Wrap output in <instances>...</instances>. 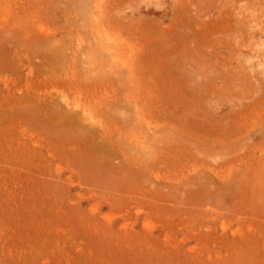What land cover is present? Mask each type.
Returning a JSON list of instances; mask_svg holds the SVG:
<instances>
[{
    "label": "rangeland",
    "instance_id": "374dc122",
    "mask_svg": "<svg viewBox=\"0 0 264 264\" xmlns=\"http://www.w3.org/2000/svg\"><path fill=\"white\" fill-rule=\"evenodd\" d=\"M0 3L1 17L9 9L5 15L14 14L11 31L8 27L2 35L10 38L7 48L17 47L15 57L19 53L20 58L6 73L26 88L17 90L19 94L26 90L21 96L12 97L18 106L11 99L8 104L15 107H9V99H2L9 111L3 112L7 116L0 125V167L12 163L3 169L6 175L0 168V252L4 251L0 264H10L9 260L12 264H264V0ZM100 42L105 49L96 57L87 48ZM63 44L70 46L65 48L69 59L58 56L52 60L55 71L49 69V54L55 47L64 48ZM62 59L64 63H59ZM132 60L134 65L128 67ZM65 62L85 84L96 79L115 82V102L107 106L105 101L103 110L114 121L110 135L90 124L89 128H96L94 136L77 135L75 141L64 138L66 131L78 134L74 130L41 121L47 118L40 114L42 104L68 107L67 99L74 102L77 97L80 87L70 89ZM28 75L39 90L50 86L45 92L50 90L51 97L33 84L35 94H40L35 97L34 87H26ZM31 108L44 124L36 114L32 115L36 120L30 117ZM23 109L25 115L20 114ZM28 116L35 122L29 123ZM24 122L28 128H23ZM2 126L13 132L11 136ZM17 137L25 143L19 144ZM31 165L38 171L30 172ZM40 170L47 174L41 175ZM37 176L44 181H36ZM18 191L25 200H19L22 206L16 203ZM11 192L13 197L8 196ZM33 223L36 235L30 229ZM1 227H6L5 233ZM16 243L22 247L16 248Z\"/></svg>",
    "mask_w": 264,
    "mask_h": 264
},
{
    "label": "bare ground",
    "instance_id": "6f19581e",
    "mask_svg": "<svg viewBox=\"0 0 264 264\" xmlns=\"http://www.w3.org/2000/svg\"><path fill=\"white\" fill-rule=\"evenodd\" d=\"M6 2H7V0H6ZM9 2H10V1H9ZM1 3H2V2H1ZM1 3H0V6H2ZM13 3H15V2H13ZM13 3H12V4H13ZM17 3H18V2H17ZM4 4H6V3H4ZM4 6H6V5H4ZM6 8H10L9 5H8V7H6ZM6 8H4V10H5ZM14 8H16V7H14ZM14 8H13V9H14ZM11 9H12V8H11ZM13 9H12V10H13ZM6 10H7V9H6ZM9 10H10V9H9ZM9 10H8V12H6V11H5V12H6V13H9ZM12 10H11V11H12ZM1 11H2V10H1ZM11 11H10V12H11ZM5 12H4V14H3V12H2V15H4L3 17L0 16V35L2 36V37L0 38V100H1V101H0V112H1V113H3V112L6 110V109L4 108V107L6 106V103L3 102L2 99H4V100L9 99L8 102H7V104L9 103V101L12 103L11 99H13V105H15L14 102H15L16 100L14 101L15 98H12V97H19V96H21V95L23 94L24 91H26V90H20V91H22V93L19 94V93L17 92L18 89H21V88H22V89H26V88H23V87H22V86H24V85H23V82H22V86H21V84L17 83V81H16V79H15L16 77L13 76L12 73H6V72L8 71V70H6V69H10V67L13 68V67H14L13 65L16 66V65L19 63L20 58L17 59V55H19V53H16L17 55H16V57H15V52H16V50H17V49H16L17 47L14 46L15 48H13L12 43H11V45H12L11 48H12V50L14 49V51H11L10 49H8L10 46L7 48V44L9 43L10 38H9V40H7V38L5 39V38L3 37V35H2V33H4V31H6V30L8 29V27H9V31H11V29H12V28H11V27H12L11 24L14 23V21H12V16H11V15H14V14L10 13L8 16H6V15H5V14H6ZM13 12H14V11H13ZM0 15H1V13H0ZM10 23H11V24H10ZM18 25L20 26L21 24L18 23ZM19 26H18V27H19ZM10 28H11V29H10ZM16 28H17V27H16ZM16 28H15V29H16ZM14 31H15V30H14ZM45 31H46V30H45ZM16 32H17V31H16ZM94 38H95V37H94ZM94 40H96V39H94ZM97 40H98V39H97ZM10 41H11V40H10ZM13 42H15V41L13 40ZM95 42H96V41H95ZM93 43H94V42H93ZM96 43H97V42H96ZM96 43H95L94 45H96V46H98V47L87 48V50H88V51H89V50L93 51V54H95L96 57H97V55L100 54V50L105 49V47L102 45L103 43H101V42L98 43V44H96ZM9 44H10V43H9ZM100 44H101V45H100ZM16 45H17V44H16ZM63 45H65V44H63ZM91 45H93V44H91ZM59 46H60V45H59ZM117 46H118V45H117ZM67 47H70V46L65 45L64 48L62 47V49H63V50H62V49H61V46H60V49H61L62 51H61V50H59V51L56 50V47H55V50L52 49L51 52H53V53H52V54H49V55H50V58H49V56H48L50 62H49V63L46 62L47 65H48V64L50 65V68H49V69L52 68V70H53L55 67H57V65H56V66L53 65V64H54V61H52V60H55L56 57H57V59H58V56H61V58H62V57L64 56V54H65V57L68 56V55H67L68 52L65 51L66 49H68ZM19 48H20V47H19ZM65 48H66V49H65ZM15 49H16V50H15ZM17 51H19V50H17ZM66 52H67V53H66ZM130 52L133 53L132 50H130ZM112 54H114V58H115V57H116V56H115V51L112 52ZM9 56H14V57H13V59H12V58L9 57ZM20 56H21V55H20ZM8 57H9V58H8ZM63 58H64V57H63ZM67 58H68V57H67ZM10 59H11V60H10ZM68 59H69V58H68ZM70 59H71V58H70ZM62 60H63V61H58V62H59V63H60V62L64 63V59H62ZM22 61H23V60H22ZM22 61H21L20 64H21V65L25 64V62H24V61L22 62ZM22 63H23V64H22ZM59 63H58V64H59ZM65 63H66V65H65L64 68H66L67 66H69L68 71L66 70L67 72L65 73V75H66L65 77H66V81H67L68 84L71 86L70 89L72 88V85H75V86L77 85V86L80 87V88L78 89V92H77V93L75 92L77 95H74V96H77V97H76V99L74 100V102H73V100H70V101H69L70 98L67 97V98H68V99H67L68 102L66 101V102H67L66 104H67L68 107H70V106H72L73 108L76 107L77 110H76V111H71V109H72L71 107H70L71 109H69V108L66 107V106L63 107V105H62V106H61V105H60V106H59V105H58V106H55V105L53 106L52 103H51V104H48V102H46L47 104H42V105H41V106H43L44 108H42V107L40 106V107L43 109V110L41 109L42 111H41L40 114H41V115H42V114H44V115L47 114V115L44 116V118L47 117V118H45V119H46V120H45L46 122L43 120V118H42V120H41V118H40L39 116H37V113H36L34 110H32V108L30 109V110H31V116L29 115L30 113H29L28 115H29L30 117H32L33 114H34V116H35V114H36L37 117H36V116H35V117L37 118V120H38V118H40L39 120H41V121L44 122V123H47V125L50 124V122L53 121V122H55V123H58L59 125H62V126H64V127H66V128L68 127V128H70V129L74 130V131L77 132L78 134H76V133L71 134V133H69V132L66 131V132H64V138L67 137V138H70L71 140H72L73 138H76V139H74L75 141L77 140L78 136H80V137L83 138V139H86V138L89 137V136H94L95 132H93V131H94V129H96V128H98L99 131H103V132H106V133H108V132H113V129H114L113 124H114V121L111 123L110 120H109V116L106 115V113H108V110L106 109L107 112H106V111H103V110H104V106H105V104H106L107 101H108V102L110 101L109 103L107 102V106H108V104H111V103L115 100V98H114V97H115V92H113V88H112V86L115 84V82H114L113 80H108L107 82L103 83V81L100 82V81H98V80L96 79V80H94V81L91 82V83H87V84H85L84 81H83V82H84V83H83L82 80H78V77H77L76 74L73 72L74 67H73L72 65H70V63H67V62H65ZM56 64H57V63H56ZM59 65H60V64H59ZM111 65H112V63H111ZM132 65H134V61H133V60H132V61H129V65H128V67H129V66H132ZM12 66H13V67H12ZM53 66H54V68H53ZM63 66H64V64H63ZM63 66L60 65V67H63ZM58 67H59V66H58ZM30 69H31V66H30ZM58 70H59V69H58ZM58 70H57V71H58ZM54 71H55V69H54ZM55 73H56V72H55ZM55 75H56V74H55ZM105 75H106V74H105ZM105 75H104V76H105ZM29 76H30V75H28V78H27V81H28L27 86H26V85H25V86L28 87V88L31 90V88H33L34 85H35V86L38 88L37 91H40V90L42 91L44 88L41 87L42 89L39 90V87H40V86H38L37 83H33V80L31 79L32 77L29 78ZM63 76H64V75H63ZM46 77H47V76H46ZM57 77H58V76H57ZM101 77H102V76H101ZM104 78H106V77H104ZM98 79H99V78H98ZM100 79H101V78H100ZM45 80H46V83L49 84V82L47 81V80H49V77H48V79H45ZM102 80H103V78H102ZM51 81H52V79H51ZM53 81H54V80H53ZM34 82H35V81H34ZM46 83H44V84H46ZM52 83H53V82H52ZM33 84H34V85H33ZM54 84H55V83H54ZM66 85H67V83H66ZM49 87H50V86H49ZM49 87H48V88H47V86L45 87V89L43 90V91H44V94L46 93L45 91H47L48 89L51 90V88H49ZM68 87H69V86H67V88H68ZM46 88H47V89H46ZM53 88H54V87H53V85H52V89H53ZM82 88H85L86 90L83 91ZM34 89H35V87H34ZM74 89H75V87H74ZM30 90H29V91H30ZM50 90H49V91H50ZM56 90H57V89H56ZM56 90L53 89L54 94H56V92H55ZM68 90H69V88H68ZM71 90H72V89H71ZM32 91H33V89H32ZM35 91H36V89L33 91V93H32V92H29V94L32 93V94H34V96H35L36 94L38 95L39 93H36V94H35ZM41 91H40V92H41ZM49 91L46 93L47 96H48L49 93H50ZM53 91H52V92H53ZM74 91H75V90H74ZM66 92H68V91H66ZM69 92H70V90H69ZM25 93H26V92H25ZM58 93H59V91H58ZM58 93H57V95H60V94H58ZM75 93H74V94H75ZM44 94H43V92H42V95H44ZM51 94H53V93H51ZM54 94H53V95H54ZM26 95H27V94H26ZM37 95H36V96H37ZM39 95H40V94H39ZM42 95H41V96H42ZM67 95H69V94H67ZM67 95H66V93H65V96H67ZM36 96H35V97H36ZM65 96H63V97H65ZM109 96L112 97V98H110ZM26 97H27V96H26ZM28 97H30V96H28ZM31 97H33V96H31ZM31 97H30V98H31ZM49 97H51V95H49ZM55 97H56V95L52 96V99L55 98ZM37 98H38V97H37ZM56 98H57V97H56ZM56 98H55V99H56ZM72 98H73V97H72ZM16 99H17V98H16ZM31 99H32V98H31ZM33 99H35V98L33 97ZM42 99H44V98H42ZM42 99H40V100H42ZM55 99H54V100H55ZM64 99H66V97H65ZM64 99H63V101L65 102ZM110 99H112V100H110ZM113 99H114V100H113ZM19 100H20V99H19ZM35 100H36V99H35ZM38 100H39V99H38ZM45 100H48V99L45 98ZM54 100H53V101H54ZM56 100H57V99H56ZM36 101H37V100H36ZM58 101H59V100H58ZM63 101H62V103H63ZM105 101H106V102H105ZM21 102H23V100H21ZM21 102H19V103H21ZM41 102H42V101H41ZM43 102H44V100H43ZM55 102H56V101H55ZM104 102H105V103H104ZM114 102H115V101H114ZM16 103H18V101H17ZM33 104H34V103H33ZM39 104H40V103H39ZM63 104H64V103H63ZM8 105H9V107H12V106H13V105L10 106L11 104H8ZM36 105L38 106V108L36 107V109L38 110V109H39V105H38V104H36ZM15 106H18V105L16 104ZM15 106H13V107H15ZM112 106H113V105H112ZM16 108H17V107H16ZM34 108H35V107H34ZM105 108H106V107H105ZM14 109H15V108H14ZM15 110H16V109H15ZM39 110H40V109H39ZM39 110H38V111H39ZM6 111H7V110H6ZM8 111H9V110H8ZM8 111H7V112H8ZM24 111H25V109H23V110H22V113H21V110H20V114H21V115H22V114L25 115V114H24ZM28 111H29V110H28ZM32 111H33L34 113H33ZM10 112H11V111H10ZM29 112H30V111H29ZM109 113H110V112H109ZM14 114H15V115L19 114V111H18L17 114L14 112ZM48 114H49V115H48ZM3 115H5V116H3ZM15 115H13V116L16 117ZM21 115H18V117L21 116ZM109 115H110V114H109ZM2 116H3V117H2ZM2 116H0V125L2 124V122L4 123L5 120H6V116H7V115H6V112L3 113ZM29 116L26 118V120H28V121H30V119H31ZM22 117H23V116H22ZM35 117H32V118H35ZM19 118H20V117H19ZM28 118H30V119H28ZM36 118H35V120H36ZM2 119H3L4 121H3ZM8 119H9V118H7V120H8ZM14 119H15V118H13V121H14ZM22 119H25V117H23ZM110 119H111V118H110ZM26 120H23V121H26ZM35 120L32 119L29 123H31V122H33V121L35 122ZM39 120H38V121H39ZM50 120H51V121H50ZM111 120H112V119H111ZM17 121H18V120H17ZM17 121H16V122H17ZM28 121H27V122H28ZM38 121H37V123H38ZM11 122H12V121H11ZM34 122H33V123H34ZM42 122L39 121L40 124H44V123H42ZM86 122H88V123H86ZM18 123H19V122H17L16 125H18ZM25 123H26V122H24V124H23V128H24V126L27 124V123H26V124H25ZM29 123H28V125H29ZM37 123H36V124H37ZM39 123H38V125H39L40 128H44V127L46 128V126H44V125H43V127L40 126ZM13 124H14V123L12 122V126H13ZM86 124H87V125H86ZM90 124H91V125H94V126L96 125V126H95L96 128H89V125H90ZM7 125H8V123H7ZM7 125H6V126H7ZM10 125H11V124H9L8 127H9ZM19 125H20V124H19ZM19 125H18V126H19ZM31 125L33 126V124H31ZM4 126H5V125H4ZM14 126H15V125H14ZM18 126H17L16 128H18V130H19L20 126H19V127H18ZM26 126H27V125H26ZM48 126H49V125H48ZM53 126H54V125H53ZM62 126H61V127H62ZM8 127H7V128H8ZM29 127H31V126H29ZM34 127H36L35 124H34ZM34 127H33V128H34ZM54 127H55V126H54ZM115 127H116V126H115ZM2 128H3V126H2ZM7 128H6V130H4V128H3V130H4L5 132H7V131L10 132V130L13 131V129H11L12 127H11V128L9 127L10 130H9V129L7 130ZM27 128H28V126H27ZM31 129H32V128H31ZM46 129L49 130V127L46 128ZM22 130H24V129H22ZM27 130H28V129H27ZM27 130H26V131H27ZM34 130H35V129H34ZM12 131H11V132H12ZM20 131H21V129H20ZM51 131H52V130H51ZM117 131H118V130H117ZM11 132L8 134V136H11V135H10ZM13 132H15V131H13ZM13 132H12V133H13ZM23 132H24V131H23ZM30 132H31V131H30ZM35 132H36V131H35ZM56 132H58V131H56ZM0 133H1V135H3L2 132H0ZM17 133H18V132H17ZM24 133H25V132H24ZM58 133H59V132H58ZM100 133H101V132H100ZM106 133H104V134H106ZM6 134H7V133H6ZM6 134H5V135H6ZM21 134H22V133H21ZM56 134H57V133H56ZM5 135H4V137L7 138V136H5ZM13 135H14V134H13ZM22 135H23V134H22ZM32 135H35V134H32ZM40 135H41V134H40ZM58 135H59V134H58ZM74 135H76V137H75ZM77 135H78V136H77ZM108 135H110V134L108 133ZM29 136H30V135H29ZM37 136H39L38 133H37ZM111 136H112V134H111ZM0 137H2V136H0ZM14 137H15V136H14ZM23 137H24V136H23ZM23 137H22L23 141H22V140H19V137H17L18 140L20 141V142L18 141L19 144H20L21 142H24V138H23ZM26 137H28V136L26 135ZM30 137H31V136H30ZM80 137H79V138H80ZM98 137H99V135H98ZM6 138H5V140H6ZM32 138H33V137H32ZM34 138H35V137H34ZM40 138H44V137H40ZM93 138H94V137H93ZM113 138H114V137H113ZM113 138H112V140H113ZM8 139H9V138H8ZM8 139H7V140H8ZM12 139H13V138H12ZM15 139H16V138H15ZM46 139H47V138L45 137V139H43V140L46 141ZM56 139H57V136H56ZM70 139H69V140H70ZM90 139H91V138H90ZM97 139H98V138H97ZM104 139H107V137H106V138L104 137ZM104 139H103V141H104L105 144H106L107 142H106V140H104ZM0 140H1V138H0ZM9 140H10V139H9ZM13 140H14V139H13ZM29 140H30V139H29ZM47 140H48V139H47ZM59 140H60V139H59ZM93 140H94V139H93ZM107 140H108V139H107ZM112 140H111V141H112ZM2 141H3V140H2ZM11 141H12V140H11ZM25 141H26V138H25ZM78 141H79V140H78ZM78 141H77V142H78ZM3 142H4V141H3ZM9 142H10V141H9ZM18 142H17V143H18ZM27 142H28V141H27ZM31 142H32V144H34L35 146L37 145V143H34L33 140H32ZM38 142H39V141H38ZM48 142L50 143L49 140H48ZM73 142H74V141H73ZM95 142H96V141H95ZM104 142H103V144H104ZM0 143H2V142H0ZM7 143H8V142H7ZM7 143H5L6 145H4V146H8L9 143H8V144H7ZM24 143H25V142H24ZM45 143H46V142H45ZM54 143H55V142H54ZM61 143H62V142H61ZM68 143H69V142H68ZM79 143H80V142H79ZM79 143H78V144H79ZM101 143H102V142H101ZM108 143H109V142H108ZM46 144H47V143H46ZM55 144H56V143H55ZM65 144H66V143H63V145H65ZM73 144H74V143H73ZM80 144H81V143H80ZM96 144H97V143H95L94 146H96ZM98 144H100V143H98ZM24 145H25V144H24ZM38 145H39V144H38ZM59 145H60V143H59ZM69 145H70V144H69ZM76 145H77V144H76ZM100 145H102V144H100ZM0 146H2V145H0ZM13 146H14V144H13ZM18 146H19V145L17 144V147H18ZM27 146H28V145H27ZM35 146L32 145V147H29V146H28V147L31 148V149L33 150V147H35ZM52 146H53V145H52ZM65 146H66V145H65ZM87 146H88V145H87ZM105 146H106V145H105ZM110 146H111V145H110ZM8 147H10V146H8ZM17 147H16V148H17ZM19 147H20V146H19ZM21 147L26 148V149H23V150H25V151H27V152H29V153L31 152V151L27 150V147H26V146H21ZM40 147H41V146H40ZM40 147H38V148L40 149ZM42 147H44V146L42 145ZM48 147H49V146H48ZM54 147H55V146H54ZM54 147H53V149H54ZM90 147H91V146H90ZM92 147H93V146H92ZM92 147H91L90 149H92ZM87 148H88V147H87ZM96 148H97V147H96ZM5 149H6V148H5ZM7 149H8V148H7ZM9 149H10V148H9ZM17 149H19V148H17ZM17 149H16V150H17ZM21 149H22V148H21ZM34 149H35V148H34ZM39 149L36 150V152H37V151L39 152ZM51 149H52V148H51ZM90 149H89V150H90ZM93 149H94V147H93ZM98 149H99V148H98ZM103 149H104V147H103ZM120 149H121V148H120ZM1 150H2V149H1ZM1 150H0V151H1ZM3 150H4V149H3ZM12 150H13V149H12ZM43 150H44V149H43ZM48 150L50 151V148H49ZM106 150H107V147H106ZM121 150H123V149H121ZM121 150H120V151H121ZM10 151H11V150H10ZM25 151H23V154L25 153ZM40 151H41V149H40ZM102 151H103V150H102ZM102 151H101V149H100V154H101ZM104 151H105V150H104ZM2 152H3V151H2ZM8 152H9V150H8ZM8 152H7V153H8ZM20 152H21V150H20ZM32 152H33V151H32ZM36 152H35V153H36ZM38 152H37V153H38ZM41 152H42V151H41ZM95 152H96V150H95ZM0 153H1V152H0ZM9 153L12 154V151L9 152ZM29 153H28V154H29ZM47 153H48V151H47ZM13 154H14V152H13ZM17 154H18V151H17ZM17 154H14V155L17 156ZM21 154H22V153H21ZM26 154H27V153H26ZM48 154H49V153H48ZM29 155H30L31 157H33V156H32V153L29 154ZM29 155H28V156H29ZM33 155H34V154H33ZM53 155H54V154H53ZM96 155H97V152H96ZM96 155H95V156H96ZM98 155H99V154H98ZM98 155H97V156H98ZM4 156H5V155H4ZM4 156H3V157H4ZM9 156H10V155H9ZM23 156H25V155H23ZM28 156L26 157V159H28ZM30 156H29V160L31 159ZM36 156H37V155H36ZM108 156H109V155H108ZM125 156H126V154H125ZM7 157H8V155H7ZM18 157H19V156H17V158H18ZM98 157H99V156H98ZM98 157H97V158H98ZM103 157H104V156H103ZM111 157H112V156H111ZM115 157H116V156H115ZM117 157H118V155H117ZM130 157H131V156H130ZM5 158H6V157H5ZM8 158H10V157H8ZM99 158H100V157H99ZM108 158H110V157H108ZM132 158H134V157H131V159H132ZM32 159H33V158H32ZM79 159H80V158H79ZM100 159H102V158H100ZM103 159H104V158H103ZM103 159H102V162H103ZM13 160H14V158H13ZM29 160H27V161H29ZM34 160H35V159H34ZM109 160H110V159H109ZM128 160H129V159H128ZM132 160L134 161V159H132ZM5 161H7V159H6ZM10 161H12V160H10ZM15 161H16V160H15ZM130 161H131V160H130ZM8 162H9V161H8ZM13 162H14V161H13ZM32 162H33V161H32ZM94 162H96V161H94ZM135 162H137V161L135 160ZM135 162H133V163H135ZM1 163L3 164V162L0 161V164H1ZM6 163H7V162H6ZM9 163H12V162H9ZM9 163H7V164H9ZM15 163L17 164V163H18V160H17L16 162H14L13 164H15ZM22 163H24V162H22ZM98 163H99V161H98ZM110 163H111V161H110ZM114 163L117 164V163L115 162V160H114ZM118 163H119V162H118ZM140 163H143V162H141V160H140ZM140 163H139V164H140ZM145 163L148 165V162H145ZM7 164L5 165V167L7 166ZM30 164H32L31 161H30ZM85 164H86V163H85ZM95 164H96V163H95ZM111 164H113V163H111ZM146 164L143 163L142 165L144 166V165H146ZM19 165H20V164H19ZM22 165H23V164H22ZM24 165H25V170H26V167H27V166H26L25 163H24ZM32 165H33V164H32ZM32 165H31V166H32ZM87 165H88V164H87ZM91 165H92V164H91ZM104 165H105V163H104ZM137 165H138V164H137ZM147 165H146L145 167H147V169H148V167L150 168V166H147ZM149 165H150V163H149ZM3 166H4V165H3ZM13 166L15 167V165H13ZM13 166H12V167H13ZM31 166H30V168H31ZM85 166H86V165H85ZM111 166H112V165H111ZM139 166H140V165H139ZM5 167H4L3 169H6ZM108 167H110V166H108ZM145 167H144V168H145ZM0 168H1V167H0ZM8 168H9V167H7V170H8ZM16 168H17V167H16ZM30 168L28 167L29 170H30ZM33 168H34V166H32V169L30 170V172H32L33 170L36 169V168H35V169H33ZM115 168H116V166H115ZM144 168H143V169H144ZM3 169L1 168L2 172L5 174V170L3 171ZM102 169H103V168H102ZM110 169H111V168H110ZM112 169H113V167H112ZM112 169H111V174L113 173V170H112ZM131 169H132V168H131ZM139 169H140V168H139ZM145 169H146V168H145ZM7 170H6V171H7ZM9 170L11 171V169H9ZM12 170H13V169H12ZM29 170H27V171H29ZM36 170H37V169H36ZM36 170H35V171H36ZM59 170H61V169H59ZM133 170H134V169H133ZM10 171H9V172H10ZM14 171H15V170H13V174L18 176V174H17L18 172L16 171V173H14ZM35 171H34V172H35ZM37 171H38V170H37ZM40 171H41V175H42L43 172H44V173L46 172V171H43V170H40ZM94 171H95V170H94ZM51 172H52V171H51ZM59 172H60V171H59ZM91 172H92V171H91ZM23 173H25V172L23 171ZM23 173L21 174L22 176H23ZM28 173H29V172H28ZM52 173H53V172H52ZM54 173H55V172H54ZM13 174H12V175H13ZM39 174H40V173H39ZM39 174L36 172V175H39ZM45 174H47V173H45ZM55 174H56V173H55ZM55 174H54V175H55ZM58 174H60V173H58ZM138 174H139V172H138ZM5 175H6V174H5ZM26 175H27V174H26ZM62 175H63V172H62ZM78 175H79V174L77 173V176H78ZM24 176H25V175H24ZM39 176H40V175H39ZM43 176H44V175H43ZM46 176H48V175H46ZM46 176H44V177H42V178H43V179H44V178H45V179H46V178L49 179V177H46ZM49 176H52V174L49 175ZM55 176H56V175H55ZM55 176H54V177H55ZM66 176H67V175H65L64 177L67 178L68 176H67V177H66ZM70 176H71V175H70ZM73 176H74V175H73ZM30 177H31V176H30ZM32 177H33V176H32ZM40 177H41V176H40ZM40 177H39V178H40ZM54 177H51V178H54ZM56 177H57V176H56ZM56 177H55V178H56ZM78 177H79V179L81 178L80 176H78ZM17 178H18V177H17ZM17 178H16V179H17ZM26 178H27V177H26ZM69 178H70V177H69ZM69 178H68V180H69ZM105 178H106V177H105ZM23 179H25V178L23 177ZM33 179H34V178H32V180H33ZM45 179H44V180H45ZM57 179H59V178H57ZM96 179H97V178H96ZM2 180H3V179H2ZM6 180H7V179H6ZM25 180H27V179H25ZM30 180H31V179H30ZM35 180L37 181V180H42V179H41V178L38 179V176H37V179H35ZM44 180H42V181H44ZM49 180H50V179H49ZM59 180H61V179H59ZM70 180H72V178H71ZM73 180H74V179H73ZM0 181H1V180H0ZM10 181H11V180H10ZM36 181H35V182H36ZM45 181H47V179H46ZM64 181H65V180H64ZM74 181L76 182V180H74ZM74 181H73V183L75 184ZM80 181H81V180H80ZM2 182H3V181H2ZM7 182H8V181H7ZM7 182H6V183H7ZM15 182H17V181H15ZM23 182H24V180H23ZM35 182H34V183H35ZM60 182H61V181H59V184L62 185V182H61V183H60ZM65 182H66V181H65ZM70 182H71V181H70ZM27 183H28V182H27ZM29 183H30V182H29ZM53 183H54V182H53ZM56 183H57V181H56ZM76 183H78V180H77ZM79 183H80V182H79ZM82 183H83V182H82ZM1 184H2V183H1ZM7 184H9V183H7ZM10 184H11V183H10ZM13 184H14V182H13ZM21 184H22V183H21ZM21 184H20L19 186H21ZM24 184H25V183H24ZM32 184H33V183H32ZM74 184H73V185H74ZM88 184H89V183H88ZM11 185H12V184H11ZM14 185H16V184H14ZM14 185H13V186H14ZM65 185L68 186L69 184H65ZM71 185H72V184H70V186H68V187L70 188ZM86 185H87V184H85V186H86ZM95 185H96V183H95ZM83 186H84V185H83ZM96 186H98V185H96ZM96 186H95V187H96ZM23 187L25 188V185L22 186V188H23ZM34 187H35V186H34ZM12 188H13V187H12ZM86 188H87V187H86ZM97 188H98V187H97ZM97 188H96V189H97ZM96 189H95V190H96ZM5 190H6V189H5ZM10 190H11V187H10V189L7 191L6 194H8V193L10 192ZM13 190H14V189H13ZM70 190H71V189H70ZM89 190L91 191V190H93V189H89ZM1 191H2V189H1ZM21 191H23V189H21L20 192H21ZM33 191H35V190H33ZM33 191H32V192H33ZM86 191H87V190H86ZM14 192H15V191H14ZM18 192H19V191H18ZM20 192H19V193H20ZM23 192H24V195H25V191H23ZM23 192H22V193H23ZM79 192H80V191H79ZM88 192H89V191H88ZM91 192H92V191H91ZM34 193H35V192H34ZM36 193H37V192H36ZM13 194H14V193H13ZM20 194H21V193H20ZM20 194H19V196H18L19 198H20V196H22V194H21V195H20ZM81 194H82V193H80V195H81ZM17 195H18V194H17ZM17 195L15 196V198L17 197ZM24 195H23V196H24ZM78 195H79V194H78ZM80 195H79V196H80ZM8 196H12V197H13L14 195H12V192H11V195H8ZM79 196H78V197H79ZM0 197H1V196H0ZM12 197H10V199L13 200L14 198H12ZM18 197H17V198H18ZM24 197H26V196H24ZM22 199H23V198L21 197L20 199H18V201L16 200L17 202H16V201H15V202H16L18 205L21 204V206H22V203L25 202V200L23 201ZM0 200H1V199H0ZM3 200H4V199H3ZM19 200H21L22 203H18ZM5 201L7 202V200H4V202H5ZM13 201H14V200H13ZM6 202H5V204H6ZM9 202H10V201H9ZM16 203H15V204H16ZM1 204H2V203H1ZM5 204L3 203L2 206L5 207L7 204L9 205L8 202H7L6 205H5ZM13 204H14V203H13ZM15 204H14V205H15ZM17 204H16V205H17ZM24 204H25V203H24ZM4 205H5V206H4ZM18 205H17V207H19ZM10 206H11V205H10ZM10 206H9V207H10ZM139 206H140V205H139ZM7 207H8V206H7ZM11 207H12V206H11ZM13 208H14V207H13ZM19 208L21 209V207H19ZM19 208H18V209H19ZM23 208H24V206H23ZM33 208H34V207H33ZM137 208H138V205H137ZM6 209L8 210V209H10V208H6ZM3 210H4V208H3ZM7 210H6V212H7ZM137 210H138V209H137ZM9 211H11V210H9ZM16 211H17V210H15V213H14V212H11L12 214L10 213V216L13 215V213L16 214ZM0 212H1V210H0ZM136 212H137V211H136ZM19 213H20V210H19ZM19 213H17V214L19 215ZM21 213H22V212H21ZM21 213H20V214H21ZM1 214H3V213H1ZM138 214H139V213H138ZM3 216H5V215L3 214ZM13 216H14V215H13ZM13 216H11L10 218L14 220V218H12ZM16 216H17V215H16ZM21 216H22V215H21ZM33 216H35V215H33ZM0 217H1V216H0ZM136 217H137V216H136ZM5 218H6V216H5ZM19 218H21V217L19 216ZM22 218H23V217H22ZM22 218H21V219H22ZM111 218H112V217H111ZM0 220H2V219H0ZM111 220H112V219H111ZM9 221H10V220H9ZM0 222H1V221H0ZM3 222H4V221H3ZM10 222H11V221H10ZM13 222H14L15 225H16V222H15V221H13ZM18 222H19V221H17V223H18ZM127 222H128V221H127ZM6 223H7V222H6ZM14 223H13V224H14ZM124 223H126V222H124ZM124 223H123V224H124ZM131 223H132V222H131ZM147 223L149 224L148 221L146 222V225H147ZM4 224H5V223H4ZM8 224H10V223H8ZM35 224H36V223H35ZM35 224H34V223L32 224V225H34V226H32V225L30 226V224H28V225L30 226V229H31L32 227L35 229V230H34L33 228L31 229L32 231L34 230V233H35V231H36V229H37V228L35 227V226H36ZM126 224H127V223H126ZM6 225H7V224H6ZM10 225H11V224H10ZM10 225H8V227H9ZM20 225H21V223H20ZM28 225H27V226H28ZM122 226H123V225H122ZM130 226H131V225H130ZM150 226H151V225H150ZM14 227H15V226H14ZM123 227H125V224H124ZM151 227H152V226H151ZM1 228H3V229H2V230H3V233H5L6 230L4 231V228H6V227H1ZM9 228H11V229H13V230L15 229V228H12L11 226H10ZM16 228H17V227H16ZM28 228H29V227H28ZM28 228H27V229H28ZM7 229H8V228H7ZM11 229H10V230H11ZM21 229H22V228H21ZM15 230H17V229H15ZM19 230H20V228H19ZM7 231H9V230H7ZM18 232H19V231H18ZM28 232H29V230H28ZM6 233H9V232H6ZM32 233H33V232H32ZM9 234H10V233H9ZM9 234H6V235H9ZM13 234H15V232H14ZM20 234H21V233H20ZM20 234H19V235H20ZM33 235H34V234H33ZM33 235H31V236H33ZM35 235H36V233H35ZM35 235H34V236H35ZM10 236H11V235H10ZM27 236H30V235L28 234ZM31 236H30V238H31ZM17 237H18V235H17ZM0 238H3V237L1 236ZM10 238H11V237H10ZM30 238H29V239H30ZM32 238H33V237H32ZM6 239H9V238L6 237ZM0 241H1V240H0ZM15 241H16V240H15ZM5 242H6V241H5V239H4V242H2V244H6ZM8 242H9V240L7 241V244H8ZM3 246H4V245H3ZM14 246H15V245H14ZM17 246H18V245H17V243H16V246H15L16 248H18V247L21 246V245H19L18 247H17ZM21 247H22V246H21ZM9 248H10V247H9ZM18 249H19V248H18ZM22 249H23V248H22ZM1 250H2V249H1ZM3 250H4V249H3ZM10 250L13 251L12 248H10ZM16 250H17V249H16ZM16 250H15V251H16ZM6 251H7V250H6ZM1 252H2V251H1ZM1 252H0V253H1ZM3 252H4V251H3ZM3 252H2L1 254H4ZM7 252L9 253L10 251H7ZM20 252H21V251H20ZM5 253H6V252H5ZM10 253L12 254V252H10ZM4 257H5V255H4ZM13 257H15V255H14ZM17 257H18V256H17ZM11 258H12V257H11ZM2 260H3V259H2ZM11 261H12V260H9L10 264H12ZM0 262H1V261H0ZM9 262H8V263H9Z\"/></svg>",
    "mask_w": 264,
    "mask_h": 264
}]
</instances>
